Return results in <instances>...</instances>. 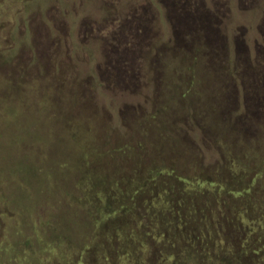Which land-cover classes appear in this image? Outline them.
I'll list each match as a JSON object with an SVG mask.
<instances>
[{
  "label": "rangeland",
  "instance_id": "rangeland-1",
  "mask_svg": "<svg viewBox=\"0 0 264 264\" xmlns=\"http://www.w3.org/2000/svg\"><path fill=\"white\" fill-rule=\"evenodd\" d=\"M158 169L220 190L202 253L258 247L264 0H0V264H147L103 221Z\"/></svg>",
  "mask_w": 264,
  "mask_h": 264
},
{
  "label": "trees",
  "instance_id": "trees-1",
  "mask_svg": "<svg viewBox=\"0 0 264 264\" xmlns=\"http://www.w3.org/2000/svg\"><path fill=\"white\" fill-rule=\"evenodd\" d=\"M161 170L163 169H158L155 174L150 175V179H143V182L140 180L142 184H138L130 193L122 192L121 205L117 207L119 209L108 210L107 208V211L105 210L107 213V218L103 221L105 232L126 229L130 225L131 217L137 215L142 220L136 227L139 234V244L143 246L146 243L151 245V249L153 248L150 254L148 253L147 264H159L158 262L170 259L172 255L173 262L171 264H204L205 262L208 264H263L261 258L264 257V231L256 235L251 229V232L255 234L254 236H258L257 248H250L246 244L247 241L243 245L244 249L237 248L234 250L233 246L226 245L217 254L214 252L202 253L201 249L196 248L195 244H202V242L214 246L212 242L215 238L209 230H201L200 225L203 221L196 220V213L199 214V210L204 215L209 212L211 206L203 201L206 198H209L210 201L213 200V202L216 201L220 190L211 191L206 187L201 188L199 183L196 186L198 188L189 187L188 179L176 177L171 171L163 173ZM163 178L169 182H177L178 187L170 189L163 187V184L156 185V181H161ZM227 188L229 190H225ZM221 189L223 190L222 193L227 196L226 199L232 198L233 202L238 204L234 206L236 214H233L227 223L225 222L230 231H237L238 227L244 226L239 211L242 209L240 206L244 201L245 193L236 194L227 186L226 188L223 186ZM99 208L102 209V206ZM223 220L225 221V218ZM115 224H119L120 227L113 228ZM91 230L93 231L92 228ZM250 235L253 236L251 233ZM125 237L127 239L123 243L118 241V244L129 249L131 243L135 249V240L129 235ZM112 264H117V262L113 261ZM138 264L146 263L139 262Z\"/></svg>",
  "mask_w": 264,
  "mask_h": 264
}]
</instances>
